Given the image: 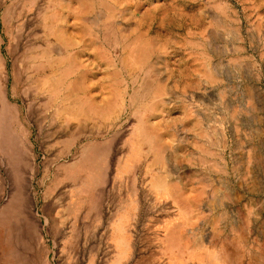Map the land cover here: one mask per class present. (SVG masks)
Instances as JSON below:
<instances>
[{"label":"rangeland","instance_id":"obj_1","mask_svg":"<svg viewBox=\"0 0 264 264\" xmlns=\"http://www.w3.org/2000/svg\"><path fill=\"white\" fill-rule=\"evenodd\" d=\"M56 50L75 111L40 84ZM0 264H264V0H0Z\"/></svg>","mask_w":264,"mask_h":264},{"label":"bare ground","instance_id":"obj_2","mask_svg":"<svg viewBox=\"0 0 264 264\" xmlns=\"http://www.w3.org/2000/svg\"><path fill=\"white\" fill-rule=\"evenodd\" d=\"M50 18H52L51 19L52 21L54 20V17H50ZM51 35L55 36L60 42L64 43V45L68 46V44L70 45V43H73L72 41L73 35L71 34V36H68V33L66 30H61L56 33L51 31ZM92 41H93V45L95 46L96 38H94ZM72 47H74L73 44H72ZM56 52L58 55L62 57H59L50 63L51 71L49 72V74L44 73V79L40 81V84H42V86H47L48 89H50V91L55 94H59L60 91L65 90L67 95L64 98V101L67 103V107H68L66 111H69V110L75 111V108L77 107V105L83 102L84 99L78 97L77 89L80 88V86L76 83V81L75 82L69 81L70 78L74 75L73 71H71L70 69L63 70L66 64H68L67 56H69L70 54L69 52L61 53L58 50H56ZM146 53H147L146 48L141 47L137 42H134L131 45L130 50L129 49L125 50V54L123 58L124 65H122V69L123 70L130 69V67L132 66L134 67L137 63H140V65H143L147 58ZM152 92H154V90L141 91L135 97L133 96L130 97L129 99L131 103L130 106H134L137 101L144 102L146 99L151 97ZM160 92H161V89H158L157 91H155L154 94L152 95L153 98L155 99V93L157 97L160 94ZM103 100L107 101L108 103H110L111 101L109 96L107 95L103 97ZM159 125H160L159 122L152 124L151 121L144 120V118H140L137 123L136 131L134 133V136L136 137L138 141H133L131 144L132 151H135V150L138 151V148L141 147L140 145H143V143H147L149 145L148 152L155 155V159L152 160V162L147 165V172L151 168L153 169V167L157 163L160 162V158L162 154H166V150H162V148L158 145L157 146L153 145L152 140H151L153 138V134L155 133L154 130H157V127ZM151 182L155 188L165 189L166 192L172 193V194L179 189V184H180V183H175L174 181L166 180V177L159 173H151ZM175 202L180 210H187L188 208H189L188 210H190L189 203L187 199L185 198V196L183 195L177 196ZM184 232L182 231V228H173L168 233L166 232L167 234L165 236L164 247L168 252L172 253V255L174 254L175 256L174 259L179 258V254H180L179 251H181L182 249H184V247L187 246L186 241H185L186 236ZM191 235H192V238L193 236H195L193 232H190V238H191ZM207 256L210 257L209 258L210 260H213L214 254L213 252H211Z\"/></svg>","mask_w":264,"mask_h":264}]
</instances>
